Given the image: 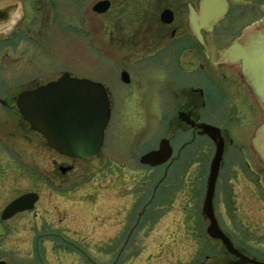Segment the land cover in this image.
<instances>
[{
  "label": "rangeland",
  "instance_id": "374dc122",
  "mask_svg": "<svg viewBox=\"0 0 264 264\" xmlns=\"http://www.w3.org/2000/svg\"><path fill=\"white\" fill-rule=\"evenodd\" d=\"M96 1L78 6L64 2L66 19L44 24L29 53H10L15 42L0 51V94L11 87L19 93L30 85H45L68 73L101 83L111 106L99 155L71 161L22 127L14 109L0 105V212L24 193L42 196L36 215L1 227L0 259L34 264V237L43 240L47 232L53 238L38 248L44 264H235L206 236L200 212L215 143L175 118L192 89L209 96L193 121L217 128L223 141L214 197L218 221L237 250L264 264V165L252 151L261 113L246 87L235 106L222 98L230 81L209 63L226 62L219 55L221 46L211 48L203 69L182 70L178 65L189 57L183 59L175 48L147 52L139 8L119 14L124 0H110L115 10L110 20L93 13ZM191 51L203 63L202 49L193 43ZM122 73L129 78L125 84ZM162 139L171 140L174 163L168 169L141 165L140 157L156 150ZM245 159L260 176L249 171ZM60 166L73 169L61 174ZM38 176H46L49 185ZM138 215L142 219L135 224ZM57 236L72 246L58 243Z\"/></svg>",
  "mask_w": 264,
  "mask_h": 264
},
{
  "label": "flooded vegetation",
  "instance_id": "af4514ba",
  "mask_svg": "<svg viewBox=\"0 0 264 264\" xmlns=\"http://www.w3.org/2000/svg\"><path fill=\"white\" fill-rule=\"evenodd\" d=\"M83 1L84 0H0V26L5 25V31L0 32V47L15 42V50L9 51L10 53H29L34 49L35 36L42 34L44 24L51 22V18L62 21L66 19L64 12H62L63 9H65L64 2L78 6L79 4L82 5L84 3ZM104 1L109 4L105 12L96 13L92 10L95 4ZM205 2L206 0H124L123 9L117 10L116 12H119V14L124 12L128 13V11L139 8L144 23L145 45H147L145 48L147 52L153 51V53H157L166 49L172 50V48H175L176 54L183 56V59H185L184 57H189L188 62H183V64L178 65L180 69L188 72L204 68L203 64L207 63L205 60L210 58V50L212 47L220 45L219 55L221 56L233 43L244 45L252 37L254 38L259 35L264 36V0H211L209 5H205ZM95 4L91 7L93 13L99 18L108 17V19L111 20V13L115 12L112 2L110 0H98ZM47 17H50L49 20L46 19ZM36 25L39 30L36 29ZM197 27L199 28L203 44L198 43L196 40L194 28ZM193 43L196 44L200 50L202 49L201 55L204 59L202 60L203 63H200L196 56L194 58L192 54H190L192 53L191 49ZM0 51L5 53L8 49L2 47ZM18 60L19 59H17L16 62ZM225 61L226 62L223 63L218 61L209 63L219 68L218 71H224L226 73L223 77L229 79L230 86L228 85V91L222 98L231 101V104L234 103L233 105L235 106L238 101L244 97L243 94L246 88L244 89L245 84L240 75L238 66L230 64L228 60ZM37 85L38 84H34L25 89H19V93H14L12 87L9 90H3L0 94V105L9 109H14L19 116L15 107L17 96L23 91L32 90L39 86ZM189 91L191 93H186L184 96V103L178 105L179 107L175 111V118L178 122L183 121L185 125L188 124L187 126L190 128V126H196L197 123L193 120L197 121L199 118L198 116H200L199 112L201 113V109L204 110L209 96L208 94H204L201 90L190 89ZM191 99H193V102ZM237 107L239 106L237 105ZM247 108L250 109L249 106ZM19 123H22V127L25 126L26 129L31 132L29 126L20 116ZM171 135H173V132H170V136ZM20 137L24 141L28 140L23 134H21ZM170 139L172 140V138ZM171 140H169V142ZM175 155H177V153L175 154L173 149L172 157L174 158ZM174 161L175 159L170 160L166 165L161 166V168L168 169ZM244 161L251 173L255 174L257 177L260 176V170L255 171L247 159ZM72 169L71 166H60L58 168L61 174H65ZM23 170L24 173L31 175V173H27L25 169ZM62 170L64 172H62ZM35 179H40L44 182V185H49L46 176H38ZM257 182L258 181H256V183ZM258 185L259 183L257 187H262ZM256 193L258 195V192ZM29 194L36 196V201L31 210H25L15 214L7 220H2L1 214L4 208L2 209L0 212V232L1 227L6 228V224L12 220L15 221L16 218L32 213L36 215L34 211H36V206L41 203L42 196L41 193L37 191L27 192L21 196ZM152 196L154 195L152 194ZM154 201L153 199V204ZM149 202H151V199L149 200L148 198L145 203V209H143L145 212L149 211ZM215 209L213 205L216 222L222 230ZM41 216L43 217L44 214ZM141 219L142 216L140 220L137 218L135 224L137 221L140 222ZM41 237L40 235H35L33 240L32 252L35 259L34 264H44L45 259H43L38 248L41 246V242L43 243L44 240L53 238V235L46 232L45 235H43V240ZM55 238L60 239L58 236ZM57 241L60 244L71 245L68 241H64L63 239ZM1 262L7 264V262L2 259H0V263ZM234 263L238 264L239 262L236 260Z\"/></svg>",
  "mask_w": 264,
  "mask_h": 264
},
{
  "label": "water",
  "instance_id": "95a60500",
  "mask_svg": "<svg viewBox=\"0 0 264 264\" xmlns=\"http://www.w3.org/2000/svg\"><path fill=\"white\" fill-rule=\"evenodd\" d=\"M210 1L206 0L205 5H209ZM108 5L105 1L99 2L92 10L103 13ZM194 33L198 43L203 44L198 27L194 28ZM221 57L238 66L245 85L259 107L261 122L255 130L252 147L259 161L264 164V36L252 37L244 45L233 43ZM121 80L127 83L128 75L122 73ZM16 109L30 130L45 140L49 149L72 160L89 159L99 153L110 119V103L104 87L86 79L72 78L68 74L19 94ZM198 128L215 143L203 201V212L208 221L207 233L212 239L219 241L225 253L239 263L262 264L237 250L216 223L212 200L223 156V141L218 129L208 125H199ZM171 155L169 142L161 140L158 149L141 156L139 162L157 167L166 163ZM35 201L36 196L31 194L14 200L3 210L2 220L32 209Z\"/></svg>",
  "mask_w": 264,
  "mask_h": 264
}]
</instances>
